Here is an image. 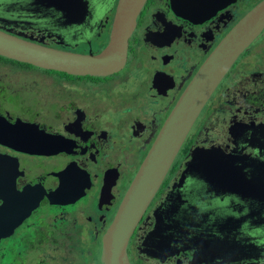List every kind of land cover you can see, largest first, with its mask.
I'll return each mask as SVG.
<instances>
[{"label": "flooded vegetation", "instance_id": "obj_1", "mask_svg": "<svg viewBox=\"0 0 264 264\" xmlns=\"http://www.w3.org/2000/svg\"><path fill=\"white\" fill-rule=\"evenodd\" d=\"M262 1L146 0L124 67L107 75L0 54V166L9 175L4 181L11 180L3 187L14 182L18 194L34 188L26 198L42 194L11 237L36 228L62 231L67 240L72 236L102 249L105 231L180 97L222 40ZM56 2L0 0V29L83 54L108 46L119 0H64L63 14ZM79 3L87 12L72 14ZM10 98L21 99L16 108L4 105ZM50 107L54 111L47 115ZM193 158L197 163L189 166ZM262 179L264 29L193 123L130 238L132 263L188 264L207 246L218 257L201 264H216L227 252L224 259L252 253L251 262L264 264V224L249 226L248 203L241 200L242 193L263 196ZM233 248L239 255L229 253Z\"/></svg>", "mask_w": 264, "mask_h": 264}, {"label": "water", "instance_id": "obj_2", "mask_svg": "<svg viewBox=\"0 0 264 264\" xmlns=\"http://www.w3.org/2000/svg\"><path fill=\"white\" fill-rule=\"evenodd\" d=\"M63 1L58 0L55 3L56 9L62 14L68 9V6L60 4ZM145 2L146 0H119L110 43L99 53L83 54L61 50L0 29V54L42 67L73 73L111 74L124 67L126 63L129 38L135 29L137 17ZM74 9L75 13L79 14L87 12L86 6L80 3L72 5V14H74ZM263 29L264 0L235 25L184 91L142 162L112 223L103 235L100 255L102 264H133L128 253L130 238L161 186L193 123L239 55L259 36ZM196 161L193 158L189 166L196 164ZM1 173L0 166V199H5L4 203L0 204V243L15 233L16 228L38 207L42 197L41 194L38 198H26L33 197L34 188H25L21 194H18L14 182L6 190L3 185L11 180L4 181L9 178V175ZM262 184L264 189V179H262ZM241 200L248 203L249 209L244 216L248 219L249 226L255 223L264 224V195L259 198L249 193H242ZM241 221L244 222V218ZM156 228L153 231L155 234L158 230ZM254 239L255 237L248 238L254 241L250 245H255ZM235 246L238 247V245ZM210 250L212 256H209ZM199 253L201 257L194 255L188 264H201L208 259L214 262L212 257H218L217 252L207 246H202ZM229 253L239 255L235 248ZM226 255L219 257L216 264H232L233 261H236V264L258 263L251 262L253 259L249 255H253L252 253L245 254L239 259L235 257L224 259Z\"/></svg>", "mask_w": 264, "mask_h": 264}, {"label": "trees", "instance_id": "obj_3", "mask_svg": "<svg viewBox=\"0 0 264 264\" xmlns=\"http://www.w3.org/2000/svg\"><path fill=\"white\" fill-rule=\"evenodd\" d=\"M60 237L61 234L58 232L39 228L14 235L0 243V264H28L35 260L37 264H65L52 263L51 260L54 259H61L69 264H91L90 258L96 261V264H102L101 247L95 251L96 247L90 246L87 240L79 242L71 236L66 243L68 248L61 247L63 249L58 250L60 247L56 246L60 244ZM60 246L64 245L60 244Z\"/></svg>", "mask_w": 264, "mask_h": 264}, {"label": "rangeland", "instance_id": "obj_4", "mask_svg": "<svg viewBox=\"0 0 264 264\" xmlns=\"http://www.w3.org/2000/svg\"><path fill=\"white\" fill-rule=\"evenodd\" d=\"M260 50V48H257L256 50H255V52H258ZM133 79H136V77L135 76H133ZM112 80V79H111ZM131 95H129V96H124V97H122V96H119V97H116V100H121V101H125V100H127V98L128 97H130ZM21 101V99L20 98H13V99H8L7 101H5L4 102V105H6V106H8V107H14V108H16L15 107V103H17V102H20ZM152 102V101H151ZM149 103V105H148V107L152 110V109H155V106L157 105V104H154V105H152V103ZM49 110V112H48V114L47 115H51L52 113H53V108L52 107H50V109H48ZM152 113V112H151ZM74 208H71V210H73ZM75 210H77V209H75ZM45 213L47 212L46 210L44 211ZM29 232V230H26L25 232H23V233H28ZM56 232H58V233H60V234H62L63 232L62 231H56ZM55 232V233H56ZM67 235L64 233V234H62L61 235V237H60V244H62V245H64V246H60V244L59 245H57L56 247H60L58 250H62L63 248H68L67 247V245H66V243L68 242V240H67V237H66ZM61 247H63V248H61ZM99 250V248L97 247V248H95V251H98ZM59 253H61V251H59ZM72 255V254H71ZM101 255V254H100ZM50 258V257H49ZM52 259V258H51ZM90 263L91 264H96L95 262L96 261H93V259L92 258H90ZM51 262L52 263H65V264H69L67 261H64V260H61V259H54V260H51ZM28 264H37V262H36V260L35 261H33V262H30V263H28Z\"/></svg>", "mask_w": 264, "mask_h": 264}]
</instances>
